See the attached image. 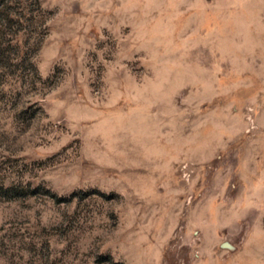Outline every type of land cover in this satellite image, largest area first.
<instances>
[{
  "label": "rangeland",
  "instance_id": "rangeland-1",
  "mask_svg": "<svg viewBox=\"0 0 264 264\" xmlns=\"http://www.w3.org/2000/svg\"><path fill=\"white\" fill-rule=\"evenodd\" d=\"M0 264H264V0H0Z\"/></svg>",
  "mask_w": 264,
  "mask_h": 264
}]
</instances>
